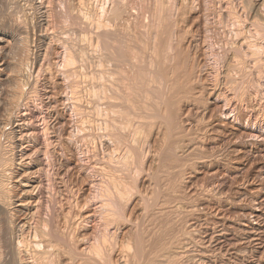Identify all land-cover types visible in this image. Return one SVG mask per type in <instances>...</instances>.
<instances>
[{
	"label": "rangeland",
	"instance_id": "obj_1",
	"mask_svg": "<svg viewBox=\"0 0 264 264\" xmlns=\"http://www.w3.org/2000/svg\"><path fill=\"white\" fill-rule=\"evenodd\" d=\"M0 264H264V0H0Z\"/></svg>",
	"mask_w": 264,
	"mask_h": 264
},
{
	"label": "bare ground",
	"instance_id": "obj_2",
	"mask_svg": "<svg viewBox=\"0 0 264 264\" xmlns=\"http://www.w3.org/2000/svg\"><path fill=\"white\" fill-rule=\"evenodd\" d=\"M154 7V6H153ZM155 34V33H154ZM3 41V40H2ZM6 47V46H5ZM22 49V48H21ZM17 50H18V48H17ZM2 51V50H1ZM16 53H17V51H16ZM14 54H15V52H14ZM20 83V82H19ZM13 99V98H12Z\"/></svg>",
	"mask_w": 264,
	"mask_h": 264
}]
</instances>
